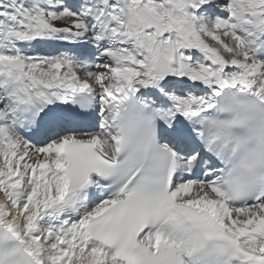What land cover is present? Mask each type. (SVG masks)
<instances>
[{
  "label": "snow or ice",
  "instance_id": "snow-or-ice-1",
  "mask_svg": "<svg viewBox=\"0 0 264 264\" xmlns=\"http://www.w3.org/2000/svg\"><path fill=\"white\" fill-rule=\"evenodd\" d=\"M0 264H264V0H0Z\"/></svg>",
  "mask_w": 264,
  "mask_h": 264
}]
</instances>
